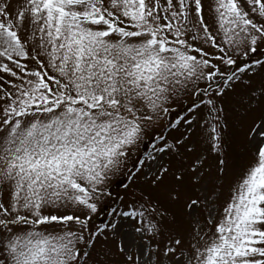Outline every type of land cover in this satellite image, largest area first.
<instances>
[{
	"label": "snow or ice",
	"instance_id": "snow-or-ice-1",
	"mask_svg": "<svg viewBox=\"0 0 264 264\" xmlns=\"http://www.w3.org/2000/svg\"><path fill=\"white\" fill-rule=\"evenodd\" d=\"M237 88L260 115L233 179ZM164 156L175 210L126 185L95 223ZM0 264H264V0H0Z\"/></svg>",
	"mask_w": 264,
	"mask_h": 264
},
{
	"label": "rangeland",
	"instance_id": "rangeland-1",
	"mask_svg": "<svg viewBox=\"0 0 264 264\" xmlns=\"http://www.w3.org/2000/svg\"><path fill=\"white\" fill-rule=\"evenodd\" d=\"M260 77L257 76L255 78L256 83L260 82ZM247 89L237 88L236 92H229L223 98V107L225 109V114L228 119L229 127L226 132V139L228 141V151L230 157L233 161V169H232V178L239 175L240 171L247 164L250 159V152L247 145V142L244 139L245 130L247 125L251 122L254 117L260 115V111L257 107L253 106L251 109L246 111L247 102ZM188 102V98H184L180 101V105H186ZM176 107V106H174ZM175 119V115L171 117ZM157 131L150 132L151 137H155L158 133ZM174 130H170L165 133L171 140V136L174 135ZM197 140V136H193L192 143H195ZM158 141H151L148 137L145 138V144L140 146L139 153L133 155V160L136 159V156L139 155L141 158L146 160L147 154L152 150V143ZM160 163L170 166L169 173L164 177L163 183L160 188L154 189L150 187L148 183L145 182L143 175L137 177L136 181H130L126 174H119L114 177L113 180L109 182L108 192L110 195L105 198L104 201V210L99 213L98 216L95 217V223L101 224L107 221L110 217L107 215L108 212L111 211V206L120 203V197L126 196L125 186L128 185L130 190L136 191L139 193L140 191L145 192V194H150L153 196H159L161 202L172 210L176 209V205L169 203L164 197L163 193L166 188L175 187L176 182L173 179L172 173L180 169L185 163V159L183 156H164ZM147 164L151 165V170H154L158 165L155 162H147ZM128 171H134L132 169L131 163L128 165ZM145 173H150V168L146 166L143 170ZM228 194V185L225 183L223 195L227 196ZM131 196H126V199H130Z\"/></svg>",
	"mask_w": 264,
	"mask_h": 264
}]
</instances>
